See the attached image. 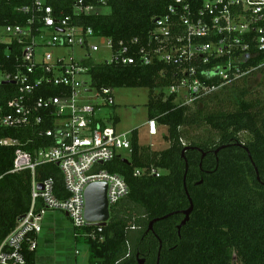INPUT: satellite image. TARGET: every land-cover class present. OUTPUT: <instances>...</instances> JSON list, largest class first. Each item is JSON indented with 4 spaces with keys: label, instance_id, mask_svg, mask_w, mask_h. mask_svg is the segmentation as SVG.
<instances>
[{
    "label": "trees",
    "instance_id": "obj_1",
    "mask_svg": "<svg viewBox=\"0 0 264 264\" xmlns=\"http://www.w3.org/2000/svg\"><path fill=\"white\" fill-rule=\"evenodd\" d=\"M74 1L47 0V3L55 12H62V16H71ZM173 1L109 0L101 6L96 0H86L97 7L96 14L76 18L75 23L91 28L96 37L110 39L117 49L120 43L144 40L153 28V18L165 14ZM204 1L186 0L194 9ZM31 4L32 0H0V26L25 27L29 16L17 9ZM103 9L109 13L103 14ZM20 57L21 47L0 40V73L15 71L20 66ZM261 60L264 52L259 55ZM256 62L257 58L247 66ZM85 66L89 68V85L95 91L147 89V120L166 128L164 140L168 143L166 149L152 151L139 144L133 131L129 157L126 160L116 157L99 168L121 177L129 193L109 209V220L98 236L102 241L87 237L92 227L72 228L75 242L88 248V263L264 264V100L246 101L250 95L244 87L246 80L256 79L264 67L258 74L192 107H178L172 98L164 100L156 93L169 85V80L160 76L162 69L169 76V67L96 64L92 60ZM232 92L239 93L240 98L229 99ZM16 94L14 85L0 86V108L4 113ZM200 128L211 135L206 139L192 138L190 132ZM35 132L30 128L0 127V141L16 140L18 147L28 152L52 145V140ZM240 134L248 136L245 142L239 138ZM14 151L15 147L0 145V244L28 212L31 203L30 173H10ZM151 168L159 171L160 176H134L135 170ZM48 178L53 180L55 197L66 199L62 175L55 164L37 168L38 181ZM190 203L188 222L178 230ZM151 222L154 223L149 230ZM43 229L42 224L34 251L23 246L25 264H44L43 260L52 263V259L39 255V239L44 240L43 244L50 242L42 236Z\"/></svg>",
    "mask_w": 264,
    "mask_h": 264
},
{
    "label": "built area",
    "instance_id": "obj_2",
    "mask_svg": "<svg viewBox=\"0 0 264 264\" xmlns=\"http://www.w3.org/2000/svg\"><path fill=\"white\" fill-rule=\"evenodd\" d=\"M96 1L105 6L109 0ZM96 8L86 0H75L71 16H62L47 0H32L17 9L29 16L25 27L0 26V37L10 39L5 43L21 47L20 66L0 73V86L17 88L8 111L0 108V127L35 129L40 137L52 140L51 146L34 152L21 149L16 140L0 141L2 146L15 147L10 173L31 175L30 208L0 244V264H25L23 246L30 252L36 249L48 212L67 214L75 230L92 227L87 237L102 241L98 236L104 227L88 225L84 219V190L90 184H106L109 209L129 193L121 177L99 168L116 157H129L132 132H116L100 115L102 107L114 106L112 90L95 91L89 80H81L84 75L89 78L85 63L100 51L92 41L106 38L76 25L75 19L96 14ZM105 44L111 56L101 63L169 67V76L164 69L160 72L169 85L156 93L164 100L172 98L178 107H192L264 67V60L259 61L264 52V0H205L197 9L186 0H174L165 14L153 18L144 40L120 43L117 49L110 39ZM41 49L54 53L41 54ZM72 50L82 51L83 59L65 52ZM256 58L255 65L247 66ZM95 99H101L102 106L93 104ZM148 129L150 135L157 134L155 122H148ZM46 164L59 168L66 199L55 197L51 178L36 179L37 168ZM143 175L159 177L160 172L134 171L135 177Z\"/></svg>",
    "mask_w": 264,
    "mask_h": 264
},
{
    "label": "rangeland",
    "instance_id": "obj_3",
    "mask_svg": "<svg viewBox=\"0 0 264 264\" xmlns=\"http://www.w3.org/2000/svg\"><path fill=\"white\" fill-rule=\"evenodd\" d=\"M103 14L109 13L108 9L101 10ZM2 42H9V38L0 37ZM106 39L93 40L92 43L99 46V53L92 55L95 63H101L103 60L110 59V51L105 44ZM105 48V49H104ZM67 55H74L76 59H83V52L79 50L65 51ZM63 52V53H65ZM39 53H54L53 49H41ZM87 82L89 78L83 76L81 79ZM241 82L239 85H242ZM247 85V86H246ZM245 88L250 95L246 101L264 100V72L256 79L246 80ZM241 90L239 89V92ZM229 99H238L239 93H230ZM114 99L113 107H102L100 115L104 118L106 126L113 127L116 132L129 133L136 131L139 144L149 147L152 151H162L168 147V143L164 140L167 134L165 127L157 128V134L152 136L149 134L146 104L148 102L149 93L147 89H114L112 90ZM98 106H102L101 99H95L92 102ZM116 120V122H115ZM116 124H115V123ZM205 129V128H204ZM203 128L195 129L190 132L192 138L206 139L211 133ZM239 138L245 142L248 138L246 134H240ZM125 155V153H123ZM42 236L48 238L50 242L43 244V239H39V255L52 259V263L48 264H89V254L86 245L76 243L72 236V225L67 217L60 212H48L43 221ZM47 264L46 260H43ZM235 264V262H233Z\"/></svg>",
    "mask_w": 264,
    "mask_h": 264
},
{
    "label": "water",
    "instance_id": "obj_4",
    "mask_svg": "<svg viewBox=\"0 0 264 264\" xmlns=\"http://www.w3.org/2000/svg\"><path fill=\"white\" fill-rule=\"evenodd\" d=\"M185 178V177H184ZM259 179L257 175V180ZM38 190H42V186H38ZM107 187L104 183L90 184L84 190V219L88 225H94L96 227H105L109 220V207L106 198ZM192 211V205L190 203V208L183 212L184 220L178 226V230L183 227L189 219V214ZM65 217H68L65 214ZM154 222L149 225V230L152 229ZM139 264H143V261H139Z\"/></svg>",
    "mask_w": 264,
    "mask_h": 264
},
{
    "label": "crops",
    "instance_id": "obj_5",
    "mask_svg": "<svg viewBox=\"0 0 264 264\" xmlns=\"http://www.w3.org/2000/svg\"><path fill=\"white\" fill-rule=\"evenodd\" d=\"M156 130H157V128H156ZM139 140V139H138ZM41 239V238H40Z\"/></svg>",
    "mask_w": 264,
    "mask_h": 264
}]
</instances>
